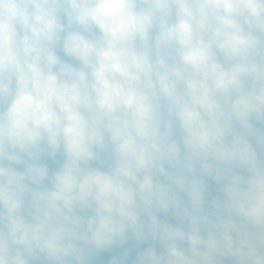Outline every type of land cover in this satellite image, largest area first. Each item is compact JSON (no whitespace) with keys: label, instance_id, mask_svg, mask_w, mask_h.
Returning a JSON list of instances; mask_svg holds the SVG:
<instances>
[{"label":"clouds","instance_id":"1","mask_svg":"<svg viewBox=\"0 0 264 264\" xmlns=\"http://www.w3.org/2000/svg\"><path fill=\"white\" fill-rule=\"evenodd\" d=\"M0 264H264V0H0Z\"/></svg>","mask_w":264,"mask_h":264}]
</instances>
